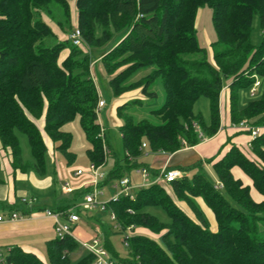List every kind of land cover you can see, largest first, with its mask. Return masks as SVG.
<instances>
[{
  "label": "trees",
  "instance_id": "obj_1",
  "mask_svg": "<svg viewBox=\"0 0 264 264\" xmlns=\"http://www.w3.org/2000/svg\"><path fill=\"white\" fill-rule=\"evenodd\" d=\"M205 6L213 11L216 32L211 59L196 35L198 10ZM255 15L262 35L258 45L251 39ZM74 26L83 36L79 46L64 32ZM118 35L120 43L101 58L112 94L139 90L153 99L158 95L153 85L160 80L164 99L160 107L150 109L157 121L136 115L143 105L140 98L118 105L119 141L113 145L106 134L101 136L98 89L90 75L91 58L82 45L102 48ZM122 65L127 66L117 71ZM148 67L152 68L148 74L131 80L135 71ZM255 77L262 80L261 96L240 107L239 92L250 90ZM225 86L230 123L247 120L264 126V0H0V146L9 152L14 169L46 173L47 145L36 124L39 119L55 150L72 163L76 155L70 149L72 134L67 125L79 117L90 163L105 166L108 152L116 158L103 184L130 178L133 169L147 166L140 161L144 151L172 155L200 143L195 123L206 138L216 135ZM201 98L208 100V117L195 111ZM18 133L28 137L32 160L23 158ZM144 142L146 150L141 148ZM250 154L232 144L220 159L205 162L222 188L206 176L200 161L180 168L195 169L192 178L152 184L136 190L134 199L122 196L107 202L104 210L115 213L117 232L133 226V234L124 238L129 248L125 256L114 250L106 236L110 253L130 264H264V199L256 201L251 187L233 173L234 168L242 170L264 198V132L251 140ZM196 197L213 213L215 228ZM182 202L190 212L179 205ZM150 207L164 209L170 221L161 222ZM70 208L66 204L53 210ZM80 248L70 236L50 239L46 242L48 264H93L94 256L88 252L71 261ZM5 262L46 264L17 245L6 251Z\"/></svg>",
  "mask_w": 264,
  "mask_h": 264
},
{
  "label": "rangeland",
  "instance_id": "obj_2",
  "mask_svg": "<svg viewBox=\"0 0 264 264\" xmlns=\"http://www.w3.org/2000/svg\"><path fill=\"white\" fill-rule=\"evenodd\" d=\"M212 12H213L212 9L209 8L208 6L199 8L198 14H197V20H196L197 39L199 41V44L208 50L209 59L212 58L210 44L216 39V32L214 30V26L212 22ZM43 17L52 25L53 28H55L56 32L59 33L58 35L60 38L64 37L63 32H61V30L56 28L55 23H53L51 19H49V17L45 15ZM71 30L65 29L64 32L71 33ZM68 33H67V36H68ZM120 36L118 35L117 38H114L111 42H109L107 45H105L102 48H93L85 44L82 45L84 51H86L91 58L90 75L93 78L94 83L96 84V87L98 89L99 98L105 99L106 101L105 107L100 112L99 122L106 130L105 131L106 138L113 145L118 143L119 141L118 138H119L120 119L118 118L117 112H116L117 106L123 103H128L131 100L140 98L139 95H141V93H139L140 92L139 90L129 91L117 97L114 96L111 92V89L109 86V77L105 70L103 62L101 61V58L108 51L112 50L115 44L117 45L118 43H120L122 39H120L119 41L117 40ZM251 39L255 45L260 44L262 41V35H261V30H260V18L258 15H255L253 19ZM68 52L69 50L67 49V53ZM125 66L127 65H122L121 67H119L117 71L123 69ZM151 70H152L151 67L138 69L137 71L133 73L131 80L136 81L139 78L148 74ZM225 84L228 85V80H225ZM153 90L157 92L158 94L157 97L153 99H149L141 95L140 99L142 100L143 105L139 106L136 109V115H139V117H142V118L150 119L152 121H157V119L151 115L150 109L155 108V107H160L163 103L164 92L161 87L160 80H157L155 82V84L153 85ZM260 96H261V90H259V92L256 94L257 98ZM252 99H254V97L250 95L249 89H244L239 92V106L240 107L245 106L248 103V101ZM131 109L132 108H129L128 111ZM199 110L202 111L204 116L208 117L209 103L206 98H201L195 105V111H199ZM36 124L39 130L41 131L43 138L45 140V143L47 145V152H46L47 174L46 176L42 178V181L39 185L49 184V187L47 186V188L43 190L42 192H40L39 194H37V196L38 195H41V196L48 195L50 198L54 196L53 201L50 202L51 205L52 204L70 205L71 209L75 213L80 212V214L83 215L84 219L82 221V226L87 233H90V234L98 233L99 237H101L103 240H105L106 236H108L109 241L113 245L114 250L118 252L120 256H125L128 253L129 248L126 242L124 241V238L132 235L133 232H129L125 230L120 233L114 229H110V227L112 226V221L109 218V211L103 210L100 207V205H97L93 210H90V211L82 210V208L80 207V203L83 202V193L81 195H76L75 192H77V190L67 195H64L61 193V187L65 182H69L72 187H76L80 184V180L82 178L75 177L74 170H76L77 168L87 169L90 165L89 158L86 154L88 143L86 140V136L81 127L80 118L76 117L73 120V122L67 125V129L72 134V143H71L70 149L76 155V159L72 163H68L66 158H64L63 155H61L58 151L55 150L54 148L55 145L53 144L51 139L48 137V135L44 131L43 119L37 120ZM257 127H263V126H257ZM18 136H19V140H20V144L22 148L23 158L25 160H32V154L30 150V144H29L28 137L23 133H18ZM114 148L118 150L119 145H115ZM248 148L250 150L251 146L248 145ZM146 153H147L146 151L143 152L142 156L140 157V161L143 164L151 167L156 157L152 154H146ZM248 153L250 154V152ZM108 154H111V155L108 156V162L103 168L107 172V174L112 170L114 163L116 161V158L111 152H108ZM159 154H165V153H159ZM118 155L120 156V153H118ZM165 155L170 156L169 154H165ZM206 169H207L205 171L206 176L210 180H212L214 183L217 184L218 180H216L211 168H206ZM194 171L195 169L190 170L188 172L187 175L189 178H192ZM130 176H131V181L133 184H137L139 182L140 176L139 174L136 173L135 169L131 171ZM0 177L3 178L2 170H0ZM105 191H106L105 200H108L112 196V192H113L111 188V183H108L105 186ZM32 193H36V192H32ZM31 195L28 194L26 196L29 197ZM259 197L262 198L261 196ZM195 201L199 205H201L202 208L208 213L211 221H213V224H214L215 223L214 215L211 212V210L207 207L204 200L201 197H196ZM179 205H182L185 210L188 209V212H190L189 210L190 208L186 206L183 202L179 203ZM149 211L150 213L156 215L161 222L167 223L170 221V217L168 213L160 207H150ZM89 217L96 218L98 221H100L103 224L104 228L97 221H94V219L90 218L89 224L95 229H98V228L100 229V232L96 230L93 231V229L89 227L86 221ZM215 226H216V223L214 224V228ZM138 231L139 230L136 229L135 232H138ZM140 232H144L145 234H147L148 236H152L156 240L159 239L158 235H153L149 233L148 230H143ZM86 253H87L86 250L80 248L78 251L74 252L71 255V261L73 263L78 261ZM42 255L44 257V262L48 264V260L46 256V246L44 245L42 247Z\"/></svg>",
  "mask_w": 264,
  "mask_h": 264
},
{
  "label": "crops",
  "instance_id": "obj_3",
  "mask_svg": "<svg viewBox=\"0 0 264 264\" xmlns=\"http://www.w3.org/2000/svg\"><path fill=\"white\" fill-rule=\"evenodd\" d=\"M73 11L74 16L75 10L73 9ZM66 53L67 50L64 55ZM139 97L141 98V95H139ZM229 105V89L228 86H225L221 92V125L218 133L211 138L201 141L195 146L184 148L170 156L165 154H152L156 157L153 165L151 167L147 165L146 167L153 174L159 172L164 166L180 169L181 167L193 166L200 161L204 163L205 168H210L211 165L205 162L208 160L215 161L220 159L229 150L232 144L237 145L240 150L248 155V152H250L248 143L252 139L247 131L241 130L230 123ZM261 130L264 132V126L261 127ZM109 155L111 154H108V156ZM0 162V170H2L4 180L0 183V214L6 215L9 212L18 211L24 215L22 219L0 221V250L6 252L12 246L17 245L27 252L36 254L44 261L42 247L43 245L46 246L48 240L55 238V231L53 218L43 214V210H53L58 206H62L56 204L51 205L50 202L53 201L54 196L52 198L48 195L37 196V194L45 190L47 186L49 187V184L39 185L42 178L47 174V163L46 173L44 175H39L32 169L26 171L14 169L11 165L9 152L2 150L1 146ZM233 173L235 177L240 178L245 185L251 187V195L256 201L259 202L264 199L263 196L253 188L252 181L242 170L234 168ZM139 178L140 180L138 183L141 182V177ZM61 193L67 195L63 190V185L61 187ZM28 194L32 195L27 197L26 195ZM23 198H33L35 202L32 204H24L22 203ZM90 218L92 217H89L86 221L89 227L94 231L96 229L89 224ZM83 219V215L80 214V222L77 224L75 234L81 238H89L95 233L90 234L85 231L82 226Z\"/></svg>",
  "mask_w": 264,
  "mask_h": 264
},
{
  "label": "built area",
  "instance_id": "obj_4",
  "mask_svg": "<svg viewBox=\"0 0 264 264\" xmlns=\"http://www.w3.org/2000/svg\"><path fill=\"white\" fill-rule=\"evenodd\" d=\"M69 38L71 42L79 46L83 43V36L80 29L77 26H74L72 32L69 34ZM262 86V80L258 77H255V82L250 88V95L252 97H256V94L259 92ZM106 101L105 99L99 98L96 112L97 116L100 119V112L105 107ZM102 126V125H101ZM241 130H245L249 133L251 139L259 136L262 133L261 127H257L252 125L247 120H242L238 124L233 125ZM195 129L198 132V136L202 139V141L207 138L204 136L201 131L200 126L195 123ZM105 128L102 126L101 136H104ZM184 144L186 141L183 139ZM251 146V140L248 143ZM143 150H146V143L144 142L141 146ZM147 154V153H146ZM103 165H96L90 163L87 169L77 168L74 170V175L77 178H82L80 180V184L76 187H72L69 182H65L63 184V190L66 194L73 193L75 190L83 191V202L80 203V207L84 211L93 210L97 205L104 210L106 203L109 201H116L122 196L129 197L130 199L135 198L136 190L142 187H148L152 184L162 183V182H172L176 179L183 178L187 176L188 172L183 171L177 168H168L164 166L156 174H153L146 166L139 167L136 170V173L140 175L141 182L137 184H133L131 179L128 176H124L118 179H112L108 183H111L112 188V196L105 200V186L108 184H103V182L107 179L108 174L103 169ZM222 183L217 182L215 185L216 188H222ZM35 202L33 198H23L22 203L24 204H32ZM130 212H133L129 210ZM43 214L53 218L54 220V231L55 237L64 238L66 236L72 237L74 240L78 242L80 247L86 250L89 254L94 256L93 264H130L126 261H122L120 259L115 258L108 248L105 245L104 240L99 237L98 233L92 235L89 238H81L75 234V229L77 224L80 222V214L75 213L71 208L66 211H55L52 209H44ZM24 215L18 211L9 212L6 215L0 214V221L8 220L14 221L18 219H22ZM109 218L112 221V225L115 230H118L119 224L117 222V218L114 212H109ZM129 232H133V226L128 227L126 229ZM96 231L100 232V229H96ZM128 237V236H127ZM127 244V243H126ZM6 252L0 250V264H6L5 262Z\"/></svg>",
  "mask_w": 264,
  "mask_h": 264
}]
</instances>
